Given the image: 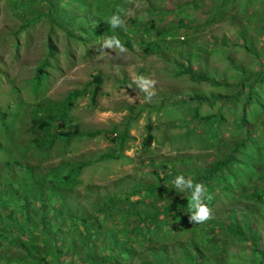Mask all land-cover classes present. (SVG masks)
I'll use <instances>...</instances> for the list:
<instances>
[{
    "label": "rangeland",
    "instance_id": "obj_1",
    "mask_svg": "<svg viewBox=\"0 0 264 264\" xmlns=\"http://www.w3.org/2000/svg\"><path fill=\"white\" fill-rule=\"evenodd\" d=\"M184 1L119 0L118 14L124 21L142 16L156 18L161 25L178 18L193 24L176 29L174 37L182 41L174 42L175 50L187 49L188 59H181L182 53L170 49L142 55L136 43L121 55L100 53L104 36L83 34V38H72L41 18L22 26L23 19L16 15L11 0H0V149L4 156L15 158L24 151L19 161L38 168L59 160H89L74 188L77 203L88 207L96 196L124 190L135 181L152 183L149 160H167L175 169L187 170L188 166L178 161L180 157L199 166L220 159L223 151L245 140L234 154L239 160L235 174L243 190L264 188V0H225L222 7H212L214 3L209 0H200L193 7L182 4ZM177 4H181L179 9L174 7ZM152 5L160 6L165 13H148L146 8ZM29 6H25L29 12L45 8L40 3ZM101 7L112 12L105 1ZM243 29L247 36L242 38L239 32ZM47 43L53 47L50 66L41 86L33 90L31 76ZM185 66L203 77L192 79L180 72ZM94 73L103 80L92 97L87 81ZM139 75L157 81L151 102H145L143 92L127 87ZM247 85L251 99L247 97ZM73 89L84 92L72 102V123L81 131L98 132L68 142L57 139L48 156L41 157L30 146L35 133L29 129L28 105L43 98L59 100ZM195 93L207 99L188 100ZM212 93L226 97L209 98ZM211 113L219 117L205 122ZM146 124H150L154 139L143 149ZM122 133L125 136L120 146ZM101 153L114 157L97 159ZM158 173H162L160 168ZM243 190L225 193L209 208L217 216L222 214L218 207L228 203L253 202L243 197ZM219 235L228 243L225 250L232 264H252L250 257L244 256L247 249L228 234ZM22 253L15 242L0 246L2 261H11Z\"/></svg>",
    "mask_w": 264,
    "mask_h": 264
},
{
    "label": "trees",
    "instance_id": "obj_2",
    "mask_svg": "<svg viewBox=\"0 0 264 264\" xmlns=\"http://www.w3.org/2000/svg\"><path fill=\"white\" fill-rule=\"evenodd\" d=\"M104 1L112 12L101 7ZM199 1L187 0L182 4L193 7ZM209 1L214 3L212 7H222L225 2ZM11 2L16 15L23 19L22 26L41 18L72 38H83V34L105 38L116 35L127 48L138 44L142 55L163 53L170 49L182 53L181 59L189 58L187 49L174 48L175 41L182 42L174 38L176 29L193 26L185 23L184 19L178 18L161 25L152 17H128L123 28L113 30L104 20L118 13L119 0ZM34 3L43 4L45 8L32 9L33 12L25 9L26 5L30 7ZM180 5L174 7L179 9ZM161 10L160 6L153 5L146 8L148 13ZM240 31L239 37L247 36L244 29ZM52 52L53 47L47 43L46 52L36 63L31 76L33 90L38 89L45 80ZM180 72L192 79L203 77L190 66L182 67ZM240 73L243 75L242 70ZM102 80L99 73H94L87 81L92 97L99 91ZM209 81L216 84L212 79ZM246 88L249 91L247 97L251 99L250 85ZM82 92L81 89H73L59 100L43 98L28 105L26 116L29 129L35 133L29 140L30 146H34L41 157L48 156L57 139L68 142L73 137H93L98 132L81 131L76 123H72L69 111L73 100ZM218 97L226 95L212 93L209 98ZM206 99L202 93L188 98ZM213 117L217 116L208 114V119L204 121L213 122ZM240 122L244 124V121ZM150 131V124H146L141 141L143 149L154 139ZM124 136V133L119 135L120 146ZM249 136L250 133H247V139ZM244 141L240 140L239 146L234 144L223 151L224 156L220 159L199 166L191 164L194 160L180 157L178 161L188 166L187 170L175 169L167 160H149L147 163L154 178L152 183L135 181L124 190L96 196L88 207L77 203L74 188L89 160H59L54 165L38 168L19 161L24 151L20 157L12 158L4 156V151L0 149V160H4L0 162V246L15 242L23 250L22 255L15 256L11 261H2L0 257V264L17 261L22 264H232L233 260L225 250L228 243L218 234H228L230 239L247 249L244 256L250 257L252 264H264V188L254 186L243 190L241 180L235 174L239 160H235L234 154ZM108 157L114 155L101 153L97 159ZM180 174L205 185L204 202L208 207L225 193L238 190H243L242 195L247 197L246 200L250 197L254 201L228 203L218 207L221 215L216 216L212 212L213 217L207 222L192 224L188 219L187 204L190 192H177L173 184ZM133 196L136 198L133 199Z\"/></svg>",
    "mask_w": 264,
    "mask_h": 264
},
{
    "label": "clouds",
    "instance_id": "obj_3",
    "mask_svg": "<svg viewBox=\"0 0 264 264\" xmlns=\"http://www.w3.org/2000/svg\"><path fill=\"white\" fill-rule=\"evenodd\" d=\"M109 27L113 30L123 28L125 21L118 13H113L107 20ZM101 52L114 53L121 55L127 52L124 43L116 35L107 36L101 43ZM157 81L149 77L139 75L133 78L132 82L127 85L134 91L138 89L145 94V102H151L156 95L155 85ZM135 85V87H133ZM134 102V101H130ZM174 188L177 192H190V198L187 200L189 208V222L192 224H203L213 217V213L208 205L204 202L206 188L202 182H194L191 178H185L183 174L177 175L173 181ZM210 198V197H209Z\"/></svg>",
    "mask_w": 264,
    "mask_h": 264
}]
</instances>
